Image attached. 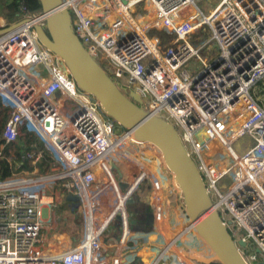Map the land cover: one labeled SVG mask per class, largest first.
<instances>
[{"label":"built area","instance_id":"1","mask_svg":"<svg viewBox=\"0 0 264 264\" xmlns=\"http://www.w3.org/2000/svg\"><path fill=\"white\" fill-rule=\"evenodd\" d=\"M18 1L17 18L0 28L28 19L0 33V100L8 103L1 138L17 145L25 128L44 148L22 142L32 170L0 179V264H204L213 251L189 219L173 173L160 160L152 166L159 152L78 88L38 40L34 26L44 28L47 14ZM197 1L60 0V8L118 88L137 92L144 110L173 125L243 259L264 264V0H219L206 12ZM203 25L218 48L212 59L200 52L207 42L197 49L189 41ZM190 58L201 67L182 68ZM146 192L149 233L160 244L145 260L125 249L136 240L123 211ZM60 200L83 205L85 229L55 252L42 234Z\"/></svg>","mask_w":264,"mask_h":264},{"label":"water","instance_id":"2","mask_svg":"<svg viewBox=\"0 0 264 264\" xmlns=\"http://www.w3.org/2000/svg\"><path fill=\"white\" fill-rule=\"evenodd\" d=\"M39 2L41 11L47 14L44 28L34 26L39 42L62 59L66 71L78 88L92 94L99 101L106 117L131 129L135 137L152 143L159 150L181 190L187 215L194 223L197 234L213 251L211 257L202 258L201 261L204 264H247L219 213L211 207L200 173L173 125L144 110L140 106L141 98L137 92L132 90L127 94L118 88L73 32L70 13L67 9L60 8V0ZM23 22H28V19L0 29V33ZM261 101L264 105V95ZM112 166L119 177V170L114 164ZM134 199L132 196L126 203H131ZM146 205L147 227L144 230L148 231L152 230L153 218L150 205ZM238 244L244 246L242 240Z\"/></svg>","mask_w":264,"mask_h":264},{"label":"rangeland","instance_id":"3","mask_svg":"<svg viewBox=\"0 0 264 264\" xmlns=\"http://www.w3.org/2000/svg\"><path fill=\"white\" fill-rule=\"evenodd\" d=\"M219 0H199L197 1V5L204 11L206 12L209 8L213 7L215 4H217ZM6 22V20H5ZM155 33H158L160 38L162 37L163 42L167 41V38L161 31H156L154 30ZM189 41L191 44L196 47L197 49L203 47V43L207 42L208 43V48L200 50L201 54L205 57H210L212 59L215 57L218 53V48L215 42L212 40V34L210 30L208 29L207 25H203L201 28L198 30L194 31L192 34L189 36ZM201 67L200 63H196L194 58H190L188 61L185 62L182 68H187L188 70H193L194 68L199 69ZM264 92V89L262 90ZM261 93V92H260ZM1 105H0V110L5 108V115L2 117L3 118V123L8 115V103L6 101L0 100ZM2 115H0L1 117ZM3 123L1 125V128L3 126ZM32 132L30 136V142L37 145V146H44L42 144L41 138L37 135L35 131H30ZM25 134L24 131H21V136ZM27 139V138H26ZM22 140H19L21 142ZM24 142V141H22ZM21 142V143H22ZM25 143V142H24ZM153 151V155L155 154V147H151ZM159 152V151H157ZM160 154V153H159ZM152 155V156H153ZM156 157V156H155ZM152 159V166L156 168V162L158 161V157ZM161 161V158H160ZM36 171H40L39 166H36ZM135 197L134 201L131 203H125V218L128 222V226L132 231L131 238L135 239V242H129V244L126 246L125 249L130 250L131 252H134L135 255H139L143 257L145 260L152 254L156 252L157 245L160 244V242L156 239V236L153 233H149L152 230L149 229L148 231H145L146 225V217L145 213L147 211L146 209V204H147V192L142 193V194H136L133 196ZM72 204H75L74 202ZM67 203H65L63 200H60L59 204H54L51 207V227L50 228H45L44 229V237H49V240L46 242H43L42 244L47 246V244H50V248L53 251H63L64 248H67L69 246H72L74 244V241L77 242L79 240H75L73 234L76 233L75 229L73 230L72 233H70L71 230V225L74 220H76L79 223V235L83 234L84 229H85V209L83 205L81 204L80 208L74 213L70 214L68 218V208H67ZM67 217V218H66ZM63 220L64 218L65 221L62 222L59 220ZM136 232V233H135ZM140 233V235H138ZM42 235V236H43ZM112 244H114V239L110 241ZM48 248V247H47ZM130 259V258H129ZM138 263V261H137ZM135 263V264H137Z\"/></svg>","mask_w":264,"mask_h":264},{"label":"trees","instance_id":"4","mask_svg":"<svg viewBox=\"0 0 264 264\" xmlns=\"http://www.w3.org/2000/svg\"><path fill=\"white\" fill-rule=\"evenodd\" d=\"M21 2H22V5L24 6V11L33 13V12L41 10L39 0H21ZM19 5H20V2L18 0L8 1V3L6 4V9H7V13L5 14V17H7L6 19H12L14 16H16L17 18V14L19 12ZM158 31H161L164 34L163 30H158ZM0 105H1V102H0ZM5 113H6L5 108L0 110V115H2L0 117V148H2L3 150V156L0 158V179H3L11 175L13 172H16L22 169L29 170V171L32 170L33 165L29 162V160L25 159L23 156L22 147H21L22 141L25 142L27 148H30V147H34V149L44 148L42 145L37 146L30 142V136L32 135L31 134L32 132H30L29 130L25 128H23L22 130L25 132V134H23V136H19V140H22L21 142H19V144L13 145V144L5 143L4 140L1 138V131H2L1 125L3 123L2 117L5 115ZM44 153L46 154V151ZM42 165H43L42 162L38 163L40 171H43L44 169ZM210 264H219V263L215 262V263H210Z\"/></svg>","mask_w":264,"mask_h":264},{"label":"crops","instance_id":"5","mask_svg":"<svg viewBox=\"0 0 264 264\" xmlns=\"http://www.w3.org/2000/svg\"><path fill=\"white\" fill-rule=\"evenodd\" d=\"M8 1L9 0H0V28L10 24L11 22H13L16 19V16H14L12 19H6L7 17H5V14L7 13L6 4L8 3ZM5 20H6V22H5ZM121 185L123 186V183H121ZM74 203L75 204L71 203V204L66 205L67 208H68V211H69L68 218H69L70 214H74L76 212L77 201H75ZM124 213H125V211H123V214ZM66 218H64L63 220L60 219V221L64 222ZM74 229H75L76 233H74L73 236H74V238H76L75 240H77V237H78V234H79V223L76 220H74L72 225H71L70 233H72ZM46 241H47V239L43 235L42 236V243L46 242ZM50 246H51L50 244H47L46 248L48 247L49 249H51ZM122 264H124V262Z\"/></svg>","mask_w":264,"mask_h":264},{"label":"bare ground","instance_id":"6","mask_svg":"<svg viewBox=\"0 0 264 264\" xmlns=\"http://www.w3.org/2000/svg\"><path fill=\"white\" fill-rule=\"evenodd\" d=\"M152 144V143H151ZM152 146H153V144H152ZM151 146V147H152ZM154 147V146H153ZM152 149V148H151ZM155 149L157 150V148L155 147ZM153 150V149H152ZM157 151H159V150H157ZM161 155V154H160ZM158 160H160V156H158ZM161 161L163 162V159H162V157H161ZM84 199H85V202H86V206H87V215L89 216V218H88V221H89V225H90V222H91V215H90V212H89V205L87 204V200H86V198L84 197ZM79 209V203H78V201H77V208H76V211ZM59 220H60V218H59ZM79 233H80V231H79ZM78 237L80 238L81 237V234L79 235L78 234ZM78 237H77V240H78ZM47 240H49V237H45Z\"/></svg>","mask_w":264,"mask_h":264}]
</instances>
